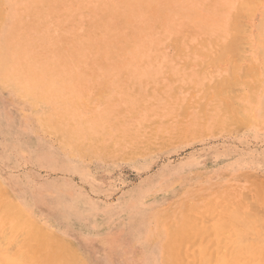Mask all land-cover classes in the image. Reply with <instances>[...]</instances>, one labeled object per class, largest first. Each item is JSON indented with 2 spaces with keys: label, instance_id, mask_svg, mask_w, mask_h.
Returning a JSON list of instances; mask_svg holds the SVG:
<instances>
[{
  "label": "rangeland",
  "instance_id": "rangeland-1",
  "mask_svg": "<svg viewBox=\"0 0 264 264\" xmlns=\"http://www.w3.org/2000/svg\"><path fill=\"white\" fill-rule=\"evenodd\" d=\"M263 190L264 0H0V264H264Z\"/></svg>",
  "mask_w": 264,
  "mask_h": 264
},
{
  "label": "bare ground",
  "instance_id": "bare-ground-1",
  "mask_svg": "<svg viewBox=\"0 0 264 264\" xmlns=\"http://www.w3.org/2000/svg\"><path fill=\"white\" fill-rule=\"evenodd\" d=\"M150 1H151V0H150ZM249 4H250V3H249ZM258 9H259V8H258ZM257 12H258V11H257ZM256 14H257V13H256ZM216 16H217V15H216ZM254 16H255V14H254ZM252 17H253V16H252ZM214 18H215V17H214ZM256 18H257V17H256ZM253 20H254V19H253ZM261 23H263V21H262ZM258 28H261V27H258ZM14 30H15V29H13V27H12V28L8 31L7 38H9V39L12 38V36H13L14 33H15ZM261 30H262V29H261ZM242 39H243V38H242ZM232 43H233V42H232ZM232 43H229V44H231V45H230L231 47H232V45H233ZM239 45H240V44H239ZM237 46H238V44H237ZM233 47H235V45H234ZM218 57H219V56H218ZM233 59H234V58H233ZM234 60H235V59H234ZM233 63H236V62L233 61ZM231 66H232V65H231ZM232 78H233V77H232ZM230 79H231V78H230ZM234 80H235V79H233L232 82H234ZM56 82H57V81H56ZM225 82H226V81H225ZM228 83H229V82H228ZM228 83H226V85H223V86H226V89H228V86H230ZM230 84H231V83H230ZM227 85H228V86H227ZM237 85H238V84H237ZM57 86H58V85H57ZM60 87H63V86H60ZM222 88H223V87H222ZM226 89H225V90H226ZM225 90H224V91H225ZM228 90H229V89H228ZM231 92H232V91H231ZM34 93H35V92H34ZM36 94H37V93H36ZM230 99H231V98H230ZM232 99H233V98H232ZM234 102H235V101H234ZM50 103H51V102H50ZM68 103H69V102H68ZM238 106H239V105H238ZM69 107H70V106H69ZM227 109H228V108H227ZM228 110H229V109H228ZM246 123H247V122H246ZM263 191H264V190H263ZM0 193H1V192H0ZM260 196H261V195H260ZM1 204H2V202H1ZM13 205H14V204H13ZM235 208H236V207H235ZM236 209H237V208H236ZM237 211H238V210H237ZM15 212H17V210H16ZM18 212H20V211H18ZM223 212H224V211H223ZM20 213H21V212H20ZM11 214H12V213H11ZM226 214H227V213H226ZM7 215H8V214H7ZM7 215H5V216L7 217ZM13 215H14V213H13ZM13 215H10V217L13 216ZM24 215H25V214H24ZM249 215H250V214H249ZM25 216H26V215H25ZM245 216H246V215H244V216L241 215V217H245ZM8 217H9V216H8ZM10 217H9V218H10ZM24 218H25V217H24ZM194 218H195V217H194ZM4 219H5V220H8V218L6 219V218L3 217V220H4ZM26 219H27V218H26ZM255 219H256V218H255ZM263 219H264V218H263ZM11 220H12V219H11ZM218 220H220V219H218ZM221 220H222V219H221ZM253 220H254V219H253ZM14 221H15V220H14ZM17 221H18V220H17ZM17 221H16V223H17ZM27 221H28V219H27ZM199 221H200V220H199ZM210 221H211V220H210ZM5 222L7 223V221H5ZM8 222H9V220H8ZM19 222H20V221H19ZM19 222H18V223H19ZM25 223H26V220H25ZM25 223H24V224H25ZM28 223H29V222H28ZM21 224H22V227H23V223H21ZM197 224H198V222H197ZM232 224H233V225L235 224L234 226L232 225V226L235 227V228H236V227H237V228H238V227L241 228L240 225H237L235 222H233ZM31 225H32V224H31ZM200 225H201V224H200ZM214 225H218V224H215V222H214ZM214 225H213V226H214ZM236 225H237V226H236ZM11 226H12V225H11ZM13 226H14V225H13ZM13 226H12V227H13ZM25 226H27V225H24V227H25ZM35 226H36V225H35ZM188 226H189V225L187 224V227H188ZM193 226H194V224H193ZM195 226H196V225H195ZM213 226H212V227H213ZM228 226H231V225H228ZM232 226H231V227H232ZM24 227H23V228H24ZM29 227H30V224H29ZM191 227H192V226H191ZM182 228H183V226H182ZM205 228H206V227H205ZM257 228H258V227H257ZM21 229H22V228H21ZM28 229H29V228H28ZM34 229H35V228H34ZM41 229H42V228H41ZM196 229H197V228H196ZM208 229H209L210 231L213 230V228L211 229V227H209V226H208ZM221 229H222V228H221ZM252 229H254V228L252 227ZM25 230H26V229H25ZM39 230H40V228L38 229V231H39ZM184 230H185V229H184ZM193 230H194V227H193ZM204 230L207 231L208 234H207L206 232H204L203 230H200V233H204V234L206 233V234L209 236V230H206V229H204ZM222 230L224 231V229H222ZM246 230H247V229H246ZM248 230H250V229L248 228ZM3 231H4V230H3ZM6 231H7V230H6ZM178 231H179V230H178ZM186 231H188V230H186ZM186 231H185V232H186ZM190 231H191V230H190ZM202 231H203V232H202ZM254 231H255V229H254ZM14 232H15V231H14ZM21 232H23V230H22ZM25 232H27V231H25ZM33 232H35V233H34V235H35L37 231L35 230V231H33ZM44 232H45V231H43L42 234H43ZM179 232H180V231H179ZM185 232H184V233H185ZM197 232H198V231H197ZM224 232H225V231H224ZM248 232H249V231H248ZM257 232H260V230H259V231L257 230ZM257 232H256V234H257ZM7 233H9V232H7ZM188 233H189V232H187V234H188ZM200 233H199V234H200ZM211 233H212V236H213V231H212ZM225 233H226V232H225ZM249 233H251V232H249ZM260 233H261V232H260ZM18 234H20V233H18ZM18 234H17V236H18ZM23 234H24V233H23ZM44 234H47V233H44ZM44 234H43V236H44ZM179 234H180V233H179ZM189 234H190V233H189ZM192 234H193V233H192ZM192 234H191V235H192ZM206 234L204 235L205 237L203 236L204 239H203V238H202V239L204 240V243L206 242V243L208 244L209 241H207V240H210V236H209V237L207 236V237H208V238H207V237H206ZM216 234H217V237H218V238H221V237L223 236L222 233H221L222 236H221L220 233H216ZM27 235H28V233H27ZM183 235H184V234H182V236H183ZM200 235H202V234H200ZM210 235H211V234H210ZM218 235H219V236H218ZM242 235H244L242 232H237L234 236H231V239H229V242H230L234 247H236L237 249L230 250V251H228V252H226V253H223L222 250H221L222 248L224 249L225 246H224V247H222V246L220 247V248H221V249H220L221 251L219 250V246L217 247L218 249L215 248L217 245H219V243H217V242L215 241V243H217V244L214 245V247H213L214 249L212 248V250L214 251L215 255H216L218 252L220 253V257H219V258H218L219 253H218V255H216V257H217L218 259L215 258V256L213 257V255H212V252H213V251H211V250L209 249V247H212V246H213V241L216 240L215 238H213V240H212V242H211L212 245L210 244V246H206L207 249L204 248V251H205V250L207 251V252L205 251V253H206L205 255H204V251H201V250L199 251V253L201 252L200 254L198 253V254H195V255H194V257H193V260H194V261H195V258H196V257H200V260H198L199 258H196L198 262H195V264H240V263H244V264H245L246 261H245V258H244V255H243V254H244V253H245V254H251V253L254 252L258 247H254L253 245H252V246H244V245H242V241H243V240H242ZM253 235H254V233H253ZM4 236H5V233H4ZM22 236H23V235H22ZM22 236H21V237H22ZM38 236L41 237V235H39V233H38ZM43 236H42V237H43ZM46 236H47V235H45V237H44L45 240H46ZM6 237H7V236H6ZM19 237H20V236H19ZM36 237H37V236H36ZM175 237H176V236H175ZM171 238H172V237H171ZM177 238H178V237H177ZM184 238L186 239L185 236H184ZM184 238H183V239H184ZM195 238H197V237L195 236ZM206 238H207V239H206ZM4 239H5V238H4ZM6 239H7V238H6ZM17 239H18V238H17ZM20 239H21V238H20ZM36 239L38 240V238H36ZM39 239H40L39 241L41 242V241H42V238H39ZM44 239H43V241H44ZM189 239H192V237L190 236ZM189 239H188V240H189ZM199 239H200V238L197 239L198 242H199ZM205 239H206V240H205ZM227 239H228V238H227ZM180 240H181V239H180ZM193 240H194V239H193ZM193 240H191V241H193ZM203 240H201V243H202V244H203ZM1 241H2V240H1ZM14 241H16V240L14 239ZM20 241H21V240H20ZM27 241H28V240H27ZM39 241H38V242H39ZM176 241H179V240L177 239ZM184 241L186 242V240H183V242H184ZM210 241H211V240H210ZM44 242H45V241H44ZM46 242H47V240H46ZM187 242L190 243V240L187 241ZM251 242H252V241H251ZM0 243H2V242H0ZM18 243H19V241H18ZM18 243H17V244H18ZM33 243H34V242H33ZM33 243H32V244L30 243V245L34 246ZM169 243H170V242H169ZM177 243H178V242H177ZM195 243L198 244L196 241L194 242V244H195ZM201 243H199V244L201 245ZM206 243H205V244H206ZM209 243H210V242H209ZM230 243H229V244H230ZM255 243H256V241H255ZM11 244H12V243H11ZM42 244H44L45 247H46V245H47V243H46V244H45V243H42ZM175 244H176V243H175ZM181 244H182V243H180V245H181ZM185 244H186V243H185ZM37 245H38V244H37V242H36V246H35V247H38V246H39V245H38V246H37ZM49 245L53 248V245H52V244H49ZM49 245H48V246H49ZM170 245H171V244H170ZM176 245H177V244H176ZM191 245H192V243L190 244V246H191ZM12 246H13V245H12ZM14 246H15V245H14ZM171 246H172V245H171ZM174 246H175V245H174ZM181 246H182V245H181ZM194 246H195V245H194ZM194 246H193V247H194ZM204 246H205V245H202V247H204ZM42 247H43V246H42ZM42 247H41V249L44 250L45 247H44V248H42ZM162 247H163V246H162ZM165 247H166V246H165ZM168 247H169V246H168ZM193 247H192V248H193ZM200 247H201V246H200ZM227 247H228V246H227ZM39 248H40V247L37 248L38 250H37L36 248H33L34 250H32V251L34 252V254L32 253V255H31V257H29L28 261L33 257V259H34L33 261L36 262V264L41 263V261L39 262V261L37 260V259H38V258H37L38 255H37V254H39V253H37V252L41 251V249H39ZM192 248H191V249H192ZM35 249L37 250V251H36L37 254L35 253ZM54 249H55V248H54ZM54 249H53V250H54ZM59 249H60V248H59ZM173 249H174V248H173ZM183 249H184V246H183ZM9 250H10V249H9ZM22 250H23V249H22ZM55 250H56V249H55ZM179 250L181 251V248H179ZM179 250H178V251H179ZM195 250H196V252H197V249H195ZM195 250H194V251H195ZM209 250H210V251H209ZM215 250H216V252H215ZM218 250H219V251H218ZM225 250H226V249H225ZM23 251H24V250H23ZM23 251L20 252L19 255H17V256H20V254H22ZM50 251H52V250H50ZM58 251H59V250H58ZM63 251H65V249H64ZM164 251H165V250H164ZM166 251H167V250H166ZM208 251H209V252H208ZM217 251H218V252H217ZM44 252H45V251H44ZM47 252H48V251H47ZM52 252H53V251H52ZM173 252H175V251H173ZM202 252H203V253H202ZM210 252H211V253H210ZM257 252L259 253V256H258V257L261 258V259H263V261H264V247H263V248H262V247H259V250H257ZM1 253H2V252H1ZM7 253H8V251L6 252V254H7ZM10 253H11V252H10ZM26 253H27V252H26ZM45 253H46V252H45ZM45 253H44V254H45ZM55 253H56V252H55ZM65 253H66V251H65ZM167 253H168V252H167ZM183 253H184V252L182 251V253H180V255H183V256H182V259H185V258H184L185 256H184ZM51 254H52V253H50V255H47V256L50 257ZM56 254H57V253H56ZM164 254H165V253H164ZM221 254H222V255H221ZM9 255H10V254H9ZM33 255H34V256L37 255L36 258H35ZM173 255H174V254H173ZM197 255H198V256H197ZM200 255H202V256H200ZM0 256H2V255H0ZM5 256H6V255L3 253V256H2L3 258H2V260H4V257H5ZM15 256H16V255H15ZM47 256H46V257H47ZM57 256H60V255L58 254ZM187 256H188V255H187ZM252 256H253V255H252ZM20 257H21V256H20ZM20 257L15 258V260H16V259L19 260L18 258H20ZM38 257H39V256H38ZM190 257H191V256H190ZM211 257H212V259H210ZM249 257H250V256H249ZM0 258H1V257H0ZM21 258H22V257H21ZM21 258H20L19 261H21ZM23 258H24V257H23ZM50 258H51V257H50ZM54 258H55V257H54ZM56 258H58V257H56ZM61 258H62V257H61ZM173 258H174V257H173ZM175 258H176V260H178L177 257H175ZM175 258H174V259H175ZM213 258H215V259H213ZM12 259H14V258H12ZM180 259H181V258H180ZM255 259H256V258H255ZM255 259H254V261H255ZM6 260H7V258H5V261H6ZM10 260H11V259H10ZM31 260H32V259H31ZM36 260H37V261H36ZM68 260H69V259H68ZM185 260H187V259H185ZM185 260H184V261H185ZM44 261H45V260H44ZM51 261H52V260H51ZM62 261H64L63 258H62ZM166 261H167V259H166ZM189 261H190V260H189ZM191 261H192V260H191ZM191 261H190V263H188V264H194V263L191 262ZM7 262H8V264H9V263L12 264V263L14 262V260H13L12 262L9 261V260H7ZM31 262H32V261H31ZM37 262H39V263H37ZM53 262H55V260H54ZM56 262H57V259H56ZM74 262H75V261H74ZM16 263H18V261H16ZM20 263H21V262H20ZM32 263H33V262H32ZM32 263H31V264H32ZM45 263H46V262H45ZM163 263H164V261H163ZM171 263H172V262H171ZM173 263H174V260H173ZM185 263H186V262H185ZM185 263H184V264H185ZM14 264H15V262H14ZM41 264H42V263H41ZM54 264H55V263H54ZM164 264H165V263H164ZM258 264H261V263H258Z\"/></svg>",
  "mask_w": 264,
  "mask_h": 264
}]
</instances>
